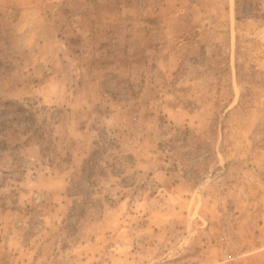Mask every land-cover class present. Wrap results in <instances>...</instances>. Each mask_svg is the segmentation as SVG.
<instances>
[{"label": "rangeland", "instance_id": "obj_1", "mask_svg": "<svg viewBox=\"0 0 264 264\" xmlns=\"http://www.w3.org/2000/svg\"><path fill=\"white\" fill-rule=\"evenodd\" d=\"M259 250L264 0H0V264Z\"/></svg>", "mask_w": 264, "mask_h": 264}, {"label": "crops", "instance_id": "obj_2", "mask_svg": "<svg viewBox=\"0 0 264 264\" xmlns=\"http://www.w3.org/2000/svg\"><path fill=\"white\" fill-rule=\"evenodd\" d=\"M157 176H159V174H157ZM160 180L161 182H163L164 187L165 184L167 185L168 180H170V176H167L165 174H161L160 175ZM178 186V185H176ZM178 190V188H174V190H172V193H175ZM170 193V192H169ZM171 195V194H170ZM252 255L249 257H245V259H243L242 263L239 264H264V252L259 250L257 253H251ZM214 264H218V261H216ZM219 264H224V263H219Z\"/></svg>", "mask_w": 264, "mask_h": 264}]
</instances>
